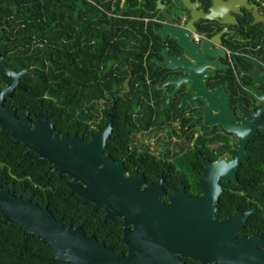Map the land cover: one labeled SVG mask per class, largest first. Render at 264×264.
<instances>
[{
	"label": "trees",
	"instance_id": "16d2710c",
	"mask_svg": "<svg viewBox=\"0 0 264 264\" xmlns=\"http://www.w3.org/2000/svg\"><path fill=\"white\" fill-rule=\"evenodd\" d=\"M155 2L0 0L3 64L15 72L18 67L26 70L4 106L15 109L18 118L46 116L58 134H77L87 142L103 129L101 101H113L112 133L105 153L114 159H119V152L127 154L133 134L147 128L142 119L134 121L132 114L140 115L137 106L144 107L142 95L148 99L145 64L149 66L159 48L154 38V52L148 54L153 32L140 19L156 13ZM122 91L124 97L115 99ZM147 122L151 124L150 119ZM133 149L128 170L140 157ZM35 157L0 129V191L46 207L65 228L81 226L87 236H94L114 253L123 251L122 221H105L102 211L94 213L91 204L81 205L82 200L66 188L67 177L58 178L48 171L46 161L36 162ZM143 157L147 165L152 164L153 156L144 153ZM240 174L242 192L224 200L235 207L219 209L217 219L254 205L260 213L249 216L241 233L264 238V161L257 167L244 163ZM145 177L153 180L148 172ZM52 257L34 235L4 223L0 216V264H65Z\"/></svg>",
	"mask_w": 264,
	"mask_h": 264
},
{
	"label": "water",
	"instance_id": "95a60500",
	"mask_svg": "<svg viewBox=\"0 0 264 264\" xmlns=\"http://www.w3.org/2000/svg\"><path fill=\"white\" fill-rule=\"evenodd\" d=\"M214 2L219 7V0ZM241 4L245 9H257L246 4L245 0ZM185 5L189 6L187 1ZM157 8L162 10L166 20L162 29L156 32L162 40L167 36L176 39L184 50V56L189 58L214 55L202 47V55L196 56L195 48L189 43L188 32L172 25L170 17L163 11L161 0L157 1ZM253 17L255 21L260 19L255 12ZM205 18L213 20L215 17L206 14ZM161 54L166 68L173 70L183 64V69L190 72L183 57L176 62L175 57L167 56L166 50ZM174 63H178L177 66ZM25 73V67H18L16 72L5 68L0 55V83L3 85L0 88L1 131L14 143L21 144L26 152H33L36 162L46 161L49 172L56 173L58 178L67 177L65 186L70 194H76L82 200L81 205L91 204L94 213L102 211L105 221L120 219L121 244L126 253H114L94 236H87L81 226L65 228L46 207L0 191V216L4 223L34 235L52 252L53 259L65 264H182L180 258L199 264H264L262 237L237 236L243 231L248 217L260 213L255 206L217 219L215 204L222 194L218 180H232L237 184L234 171L240 162L264 153L262 149L242 155L243 142L253 135L254 128L245 130V123L239 126L232 123L230 114L224 110L226 100L223 93L214 90L210 93L203 91L201 95L207 109L217 112L212 116L208 114L209 122L213 119L226 130L239 133L238 148L225 168L227 173H217L218 164L208 165L202 172L204 181L198 198L191 199L180 190L169 195L167 203H163L160 201L165 194L161 178L143 186L141 174L137 171L127 173L123 162H115L105 154L106 143L112 133L111 112L115 102L110 105L103 103V129L92 134L87 142L77 134H58L54 123L48 122L46 116L18 118L15 109L4 106L5 99L19 88ZM189 77L186 83L192 90L201 87L198 81L196 83ZM173 82L179 83L174 77ZM119 97L123 95H115V99ZM169 100L170 97L167 104ZM241 130L247 133L243 136Z\"/></svg>",
	"mask_w": 264,
	"mask_h": 264
},
{
	"label": "flooded vegetation",
	"instance_id": "af4514ba",
	"mask_svg": "<svg viewBox=\"0 0 264 264\" xmlns=\"http://www.w3.org/2000/svg\"><path fill=\"white\" fill-rule=\"evenodd\" d=\"M157 1L154 7L156 13L140 18L153 32L148 54L154 52V38L159 48H155L156 54L148 63L144 58L149 65L147 67L145 64L147 74L144 87L148 99L142 95L144 107L137 106L140 115L132 114L134 121L142 119L141 124H147V128L133 134L127 154L119 152V159L105 154H109L115 162H123L127 173L137 171L141 174L143 186L161 178L165 194L160 201L167 203L168 196L180 190L191 199L198 198L202 194V172L206 166L218 164L217 173H227L225 168L238 148V132L226 130L213 119L209 122L208 114L212 116L217 112L207 109L203 91L210 93L218 90L223 93L226 100L224 110L230 114L232 123L237 126L246 124L245 130L254 128L253 135L243 142L242 155L264 149V0H245L246 4L257 9H245L241 4L243 0H219V7L214 0H161L163 11L170 17L172 25L188 32L189 43L195 48L194 54L202 55V47L214 54H205L196 59L184 56V50L178 46L176 39L167 36L162 40L156 33L166 21L162 10L157 8ZM185 1L189 6L185 5ZM253 12L260 17L259 20L255 21ZM107 14L110 15L109 12ZM206 14L215 18L206 19ZM163 50H166L167 56L175 57L176 62L183 57L191 74L183 69V64L173 70L163 66ZM177 64L174 63V66ZM173 77L179 83H171ZM188 77L196 83L198 81L201 87L192 90L186 83ZM122 92L120 95L124 97L126 92ZM168 97L170 100L167 104ZM103 103H107L101 101L105 108ZM145 106L147 108L144 110ZM146 118L150 119L151 124ZM246 133L241 130V135ZM133 148L140 157L138 164L128 170L133 164L129 161L132 160ZM144 153L154 157L151 165L144 162ZM261 161H264V153L240 162L234 171L237 184L232 180H218L217 185L222 191L215 204L218 212L221 208L235 207L224 200L242 192L239 189L241 166L248 163L251 167H257ZM146 172L153 176L152 181L146 180ZM247 206L252 207L250 204ZM245 227L246 224L243 230ZM251 235L257 234L240 233L237 236ZM123 248L118 253L125 254L126 248ZM179 261L182 264L198 263L187 258H180Z\"/></svg>",
	"mask_w": 264,
	"mask_h": 264
}]
</instances>
